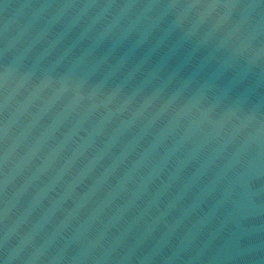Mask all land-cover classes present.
Wrapping results in <instances>:
<instances>
[{
    "label": "water",
    "instance_id": "obj_1",
    "mask_svg": "<svg viewBox=\"0 0 264 264\" xmlns=\"http://www.w3.org/2000/svg\"><path fill=\"white\" fill-rule=\"evenodd\" d=\"M0 261L264 264V0H0Z\"/></svg>",
    "mask_w": 264,
    "mask_h": 264
},
{
    "label": "clouds",
    "instance_id": "obj_2",
    "mask_svg": "<svg viewBox=\"0 0 264 264\" xmlns=\"http://www.w3.org/2000/svg\"><path fill=\"white\" fill-rule=\"evenodd\" d=\"M0 262H2V264H4V262H3V261H0Z\"/></svg>",
    "mask_w": 264,
    "mask_h": 264
},
{
    "label": "snow or ice",
    "instance_id": "obj_3",
    "mask_svg": "<svg viewBox=\"0 0 264 264\" xmlns=\"http://www.w3.org/2000/svg\"><path fill=\"white\" fill-rule=\"evenodd\" d=\"M0 264H2V262H0Z\"/></svg>",
    "mask_w": 264,
    "mask_h": 264
}]
</instances>
